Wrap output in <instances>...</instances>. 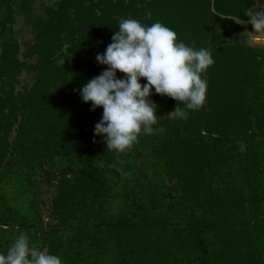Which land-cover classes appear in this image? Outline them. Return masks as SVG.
<instances>
[{
    "label": "trees",
    "instance_id": "obj_1",
    "mask_svg": "<svg viewBox=\"0 0 264 264\" xmlns=\"http://www.w3.org/2000/svg\"><path fill=\"white\" fill-rule=\"evenodd\" d=\"M261 4L61 0L35 24L27 52L35 66L21 60L19 43L4 42L0 252L23 232L63 264H264V48L219 46L211 33L255 31L244 14ZM122 18L161 22L178 42L208 49L215 63L202 109L169 118L178 102L153 89V132L118 153L94 135L103 109L82 102L79 89L105 70L96 57ZM27 72L37 80L18 90ZM46 213L58 224L46 223Z\"/></svg>",
    "mask_w": 264,
    "mask_h": 264
},
{
    "label": "clouds",
    "instance_id": "obj_2",
    "mask_svg": "<svg viewBox=\"0 0 264 264\" xmlns=\"http://www.w3.org/2000/svg\"><path fill=\"white\" fill-rule=\"evenodd\" d=\"M255 33L264 36V8L249 9ZM243 24L241 19L235 20ZM251 43V41H250ZM105 70L90 79L79 95L92 110L103 109L94 135L102 137L108 151L123 153L141 134H151L158 122L157 107L150 100L153 94L178 102L169 118L187 120L190 112L206 104L207 80L204 78L215 61L206 48L196 49L178 42L177 34L161 22L145 26L136 19L122 18L114 31L112 43L96 57ZM118 73L125 74L118 78ZM141 79L147 82L141 84ZM180 105H183L181 107ZM0 264H63L58 255L48 253L21 232L7 253L0 252Z\"/></svg>",
    "mask_w": 264,
    "mask_h": 264
},
{
    "label": "rangeland",
    "instance_id": "obj_3",
    "mask_svg": "<svg viewBox=\"0 0 264 264\" xmlns=\"http://www.w3.org/2000/svg\"><path fill=\"white\" fill-rule=\"evenodd\" d=\"M2 8H0V19L6 22L5 25L0 24V54L2 50V44L6 41L13 40L20 45V58L26 62L28 66H35L37 64V56L29 58L27 56L28 50L33 47L35 43V37L38 32V28L35 25L39 19L47 20L48 9H57L60 5L61 0H6ZM26 1V9L22 10L23 2ZM261 5L264 7V0H261ZM38 19V20H37ZM37 20V21H36ZM215 38L216 44L227 45V44H243L249 45L250 47H263L264 48V36L259 38L253 37L255 31L249 29L244 31H233L231 28H220L211 31ZM251 33V34H250ZM251 41V43H250ZM66 49H64L65 52ZM96 52L90 58H84L83 64H87L89 60H94ZM90 62V61H89ZM67 62L60 59L59 65H65ZM38 77L37 72L23 73L18 86V90H23V87L31 88L36 82ZM204 121H201L200 125L204 126ZM203 135L206 134L204 128L201 129ZM50 196H48L49 198ZM46 223H50L51 227L58 224V221H54L50 218L49 214H45ZM104 258L101 259L100 263L103 264ZM105 264V263H104Z\"/></svg>",
    "mask_w": 264,
    "mask_h": 264
}]
</instances>
